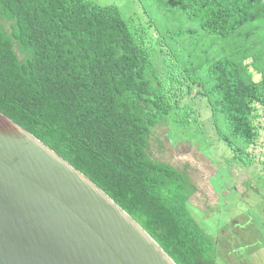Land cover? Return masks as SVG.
Returning <instances> with one entry per match:
<instances>
[{
    "label": "trees",
    "instance_id": "obj_1",
    "mask_svg": "<svg viewBox=\"0 0 264 264\" xmlns=\"http://www.w3.org/2000/svg\"><path fill=\"white\" fill-rule=\"evenodd\" d=\"M165 3H179L220 50L175 64L158 57L168 63L164 81L146 12L137 23L94 0H0V16L12 22L11 32L0 24V111L86 174L177 264H221L216 240L190 210L192 179L154 159L149 141L195 95L209 97L229 145L241 139L250 148L262 137L255 115L264 109V0Z\"/></svg>",
    "mask_w": 264,
    "mask_h": 264
},
{
    "label": "rangeland",
    "instance_id": "obj_2",
    "mask_svg": "<svg viewBox=\"0 0 264 264\" xmlns=\"http://www.w3.org/2000/svg\"><path fill=\"white\" fill-rule=\"evenodd\" d=\"M94 1L117 5L127 19L134 18L137 23L148 19L147 44L164 81L169 75L168 63L175 64L182 55L203 54L209 48V52L220 50L216 46L219 39L208 35L199 21L187 17L179 3L170 7L165 0ZM0 24L12 31L11 21L0 16ZM261 32L264 34V27ZM16 49L23 58L17 45ZM162 55L167 56L166 65L158 58ZM252 71L256 80L261 78L258 70ZM182 89L186 91L187 87ZM208 98L188 96L186 108H177L160 121L151 134L148 152L154 159L187 172L192 179L197 191L190 198V210L216 240L221 264H264V109L258 107L255 115L263 133L256 144L248 148L244 140L235 139L232 146L224 138L225 124L214 114ZM240 151L243 156H239Z\"/></svg>",
    "mask_w": 264,
    "mask_h": 264
},
{
    "label": "water",
    "instance_id": "obj_3",
    "mask_svg": "<svg viewBox=\"0 0 264 264\" xmlns=\"http://www.w3.org/2000/svg\"><path fill=\"white\" fill-rule=\"evenodd\" d=\"M0 264H177L86 174L0 111Z\"/></svg>",
    "mask_w": 264,
    "mask_h": 264
}]
</instances>
